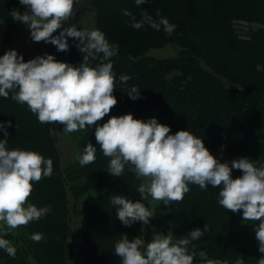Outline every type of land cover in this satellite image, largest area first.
<instances>
[{"label":"trees","instance_id":"obj_1","mask_svg":"<svg viewBox=\"0 0 264 264\" xmlns=\"http://www.w3.org/2000/svg\"><path fill=\"white\" fill-rule=\"evenodd\" d=\"M83 1L94 11L95 29L119 46L118 55L111 58L117 77L113 95L118 102L97 124L102 126L111 116L132 113L139 119L153 111L151 118L169 126L170 134L190 131L203 139L206 148L222 162L242 157L264 162V0H149L140 6L135 0ZM13 9L25 11L19 0H0V18L5 23L0 56L14 49L11 43L24 26L11 19ZM157 9L177 26L171 36L147 25L133 29L130 18L123 14L128 10L139 20L141 11H147L158 19ZM235 21L248 26L239 29ZM63 27H70V21ZM68 43L67 52L43 41L39 47L43 55L51 54L57 61L79 66L82 54L73 38L69 37ZM166 44L177 48L174 56L156 58L147 54L149 49ZM16 51L25 62L30 60ZM97 63L90 61L92 66ZM122 74L131 76L128 85L119 82ZM131 85L141 90L137 100L121 91ZM11 96L10 92L7 99L0 97V122L8 133L7 147L37 151L53 160L52 176L34 183L28 201L37 207L51 205L52 212L9 232L4 238L16 247V256L9 257L0 249V264H68L74 253L83 264H107L122 234L129 239L140 236L147 242L153 227L163 234L171 230L180 237L196 227L203 229L205 223L209 231L194 243L209 258L233 264L241 256L245 264H257L264 256L258 251L253 231L259 222L239 226L242 211L232 213L220 206V188L211 185L203 190L190 184L183 201L168 206L153 201L149 207L155 209V216L147 226L140 222L131 227L122 225L111 197L139 200L135 188L140 181L127 167L122 177L108 174L110 158L100 151L94 127L72 133L75 152L72 158L63 160L56 134L63 133V125L41 124L26 104H18ZM9 122L11 127H7ZM3 139L4 130L0 129ZM88 143L97 148L96 160L81 167L76 157ZM240 175L233 169V178ZM71 216L78 217L79 222L80 239L75 244L69 242ZM37 232L45 236L39 243L30 239Z\"/></svg>","mask_w":264,"mask_h":264},{"label":"clouds","instance_id":"obj_2","mask_svg":"<svg viewBox=\"0 0 264 264\" xmlns=\"http://www.w3.org/2000/svg\"><path fill=\"white\" fill-rule=\"evenodd\" d=\"M78 0H19L25 11L13 9L11 19L27 27L33 42L54 45L57 51L69 50L68 38L82 54L79 66L60 62L51 54L36 56L25 62L15 49L0 56V97L26 104L41 124L63 125L65 135L82 132L94 127L95 140L105 157L110 158L107 172L122 177L128 171L140 181L135 190L140 199L133 201L122 195L111 197L116 206V217L122 225L131 227L140 222L143 226L155 216V209L142 201L181 202L190 191L189 185L206 190L209 185L219 187L218 203L232 213L242 211L243 221L259 222L253 228L258 242V251L264 254V162L248 157L221 162L206 148L203 139L188 130L170 134L171 129L156 118H134L132 113L111 116L102 126L97 124L117 105L113 95L117 77L111 58L118 55L119 46L110 43L99 29L78 30L75 25L63 27L75 15ZM149 0H135L140 6ZM130 27L140 29L145 25L171 36L176 25L160 15L153 18L141 11L137 20L128 10ZM62 29L59 35H53ZM98 60L95 66L90 61ZM131 76L122 74L119 82L128 85ZM130 99L137 100L141 90L137 85L121 89ZM7 127H11L9 122ZM0 140V249L15 258L17 249L6 237L11 230L26 227L52 212L51 205L37 207L28 202L34 183L53 174V160L37 151L7 147ZM97 148L88 143L76 159L81 167L94 163ZM233 169L242 175L233 178ZM143 230V228H142ZM209 231L196 227L185 235L176 237L170 230L167 234L154 232L150 242L137 236L129 239L122 234L115 243V254L121 264H229L227 260L209 258L204 250H197L194 243ZM30 239L39 243L45 236L33 233ZM233 264H245L238 256ZM264 264V256L257 260Z\"/></svg>","mask_w":264,"mask_h":264},{"label":"rangeland","instance_id":"obj_3","mask_svg":"<svg viewBox=\"0 0 264 264\" xmlns=\"http://www.w3.org/2000/svg\"><path fill=\"white\" fill-rule=\"evenodd\" d=\"M75 7V15L72 17L70 21V26L75 25L78 30H92L95 29L94 27V18H93V10H91L90 6L86 4L83 0H78ZM235 24H237V28L245 30V26H248V24L242 22V21H235ZM244 26V27H243ZM255 27V26H254ZM5 31V23L0 18V47L3 46V35ZM11 47H13L15 50H18L25 55L28 56L29 59H33L36 56H43V50L39 47V42H33L30 39V32L27 29V27L24 25L21 33L15 37L13 42L11 43ZM177 53V48L172 44H166L162 47L157 48H151L147 52V54L154 56L156 58H165V57H172ZM154 112H148L144 115H142L139 119L147 120L150 119L152 114ZM57 139H58V147L61 153V157L63 160H67L70 157H73L74 154V143L75 140H73V135L68 134L65 135L61 132H56ZM211 152V151H210ZM215 156L213 152H211ZM216 157V156H215ZM217 158V157H216ZM222 162V161H221ZM146 206H151L154 204V202L149 198L148 201H145ZM243 224H249V221H241L240 225ZM154 232L162 233L160 228H150L149 230V236L147 242H150L152 239V236ZM80 239L79 234V222L78 217L71 216V234L69 236V242H72L75 244ZM146 242V243H147ZM74 251L78 252V247H74ZM77 262H80V258L77 253H74L71 261H69L68 264H76Z\"/></svg>","mask_w":264,"mask_h":264},{"label":"crops","instance_id":"obj_4","mask_svg":"<svg viewBox=\"0 0 264 264\" xmlns=\"http://www.w3.org/2000/svg\"><path fill=\"white\" fill-rule=\"evenodd\" d=\"M76 264H83V263L80 261V262H77ZM107 264H121V258L117 256L116 254H112L109 257Z\"/></svg>","mask_w":264,"mask_h":264}]
</instances>
